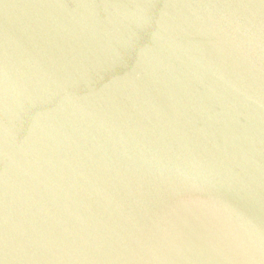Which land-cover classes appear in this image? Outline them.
Listing matches in <instances>:
<instances>
[{"label": "water", "instance_id": "1", "mask_svg": "<svg viewBox=\"0 0 264 264\" xmlns=\"http://www.w3.org/2000/svg\"><path fill=\"white\" fill-rule=\"evenodd\" d=\"M0 264H264V0H0Z\"/></svg>", "mask_w": 264, "mask_h": 264}]
</instances>
